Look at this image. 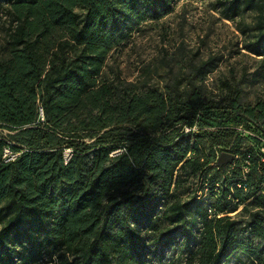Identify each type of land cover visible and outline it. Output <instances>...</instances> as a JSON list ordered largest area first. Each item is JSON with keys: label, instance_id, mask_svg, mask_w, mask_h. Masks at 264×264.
<instances>
[{"label": "trees", "instance_id": "obj_1", "mask_svg": "<svg viewBox=\"0 0 264 264\" xmlns=\"http://www.w3.org/2000/svg\"><path fill=\"white\" fill-rule=\"evenodd\" d=\"M175 1L0 0V264H153L150 250L163 264L158 245L175 234L184 264L235 252L264 264V102L207 105L197 91L180 102L105 73L133 29ZM263 47L261 26L246 50ZM218 117L254 135L214 128ZM199 133L219 149L216 175L202 171ZM221 152L232 162L219 166ZM229 206H241V226Z\"/></svg>", "mask_w": 264, "mask_h": 264}, {"label": "rangeland", "instance_id": "obj_2", "mask_svg": "<svg viewBox=\"0 0 264 264\" xmlns=\"http://www.w3.org/2000/svg\"><path fill=\"white\" fill-rule=\"evenodd\" d=\"M4 8L2 4L0 49L7 26ZM76 10L82 11L80 7ZM261 26L264 30V0H238L235 4L231 0H176L172 9L159 19H144L133 29L128 41L107 59L105 73L109 78L118 75L139 87H158L171 98L177 94L180 102L197 91L207 105H226L235 98L242 106H253L258 101L264 102V47L261 55H255L248 52L246 46L254 40ZM209 122L214 128L223 125L239 135H254L244 121L239 125L232 118L222 120L218 117ZM192 129L195 132L198 127ZM208 138L202 134L197 137L199 155L206 162L202 171L216 175L212 171V161L219 149L210 148ZM221 138L229 142L228 147L233 150V137L229 139L223 135ZM241 150L244 151L245 147ZM69 155L70 150L66 149L64 158ZM12 156L5 148L3 157ZM194 182L199 183L198 178ZM212 204H215L214 198L205 203L206 206ZM232 209L228 207L227 215L234 217L237 226H241L245 213L241 206ZM196 216L193 209L188 213V218L196 222L195 233L200 226ZM181 247L179 234L167 244L160 243L158 249L163 256L162 263L184 264L187 253ZM156 256L157 251L146 253V258L153 260V264ZM36 264L56 262L44 256ZM225 264L250 263L244 254L235 252Z\"/></svg>", "mask_w": 264, "mask_h": 264}, {"label": "water", "instance_id": "obj_3", "mask_svg": "<svg viewBox=\"0 0 264 264\" xmlns=\"http://www.w3.org/2000/svg\"><path fill=\"white\" fill-rule=\"evenodd\" d=\"M234 159V155L227 153V152H221L219 154V156L217 157V164L219 166L223 165V164H229L232 162V160Z\"/></svg>", "mask_w": 264, "mask_h": 264}, {"label": "built area", "instance_id": "obj_4", "mask_svg": "<svg viewBox=\"0 0 264 264\" xmlns=\"http://www.w3.org/2000/svg\"><path fill=\"white\" fill-rule=\"evenodd\" d=\"M244 170L247 171V168H245Z\"/></svg>", "mask_w": 264, "mask_h": 264}]
</instances>
